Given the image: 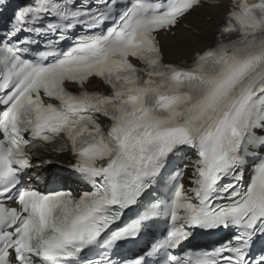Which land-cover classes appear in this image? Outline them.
<instances>
[{"label": "snow or ice", "instance_id": "snow-or-ice-1", "mask_svg": "<svg viewBox=\"0 0 264 264\" xmlns=\"http://www.w3.org/2000/svg\"><path fill=\"white\" fill-rule=\"evenodd\" d=\"M206 2L13 12L0 34V264H264V0H230L213 45L166 62L159 33ZM59 137L88 190L26 179L29 146ZM189 150L186 187L175 161ZM220 232L210 250L187 243Z\"/></svg>", "mask_w": 264, "mask_h": 264}, {"label": "bare ground", "instance_id": "bare-ground-1", "mask_svg": "<svg viewBox=\"0 0 264 264\" xmlns=\"http://www.w3.org/2000/svg\"><path fill=\"white\" fill-rule=\"evenodd\" d=\"M221 5H209L197 8L186 18L191 29L180 25L175 35L169 36L163 44L165 57L169 61L189 60L196 51H202L213 44L216 31L223 22L224 12L228 8V0H220ZM203 14V16L200 15ZM211 19L207 21V18ZM197 30L198 33L193 32Z\"/></svg>", "mask_w": 264, "mask_h": 264}, {"label": "rangeland", "instance_id": "rangeland-1", "mask_svg": "<svg viewBox=\"0 0 264 264\" xmlns=\"http://www.w3.org/2000/svg\"><path fill=\"white\" fill-rule=\"evenodd\" d=\"M200 15H201V13H200ZM207 21H209V19Z\"/></svg>", "mask_w": 264, "mask_h": 264}]
</instances>
